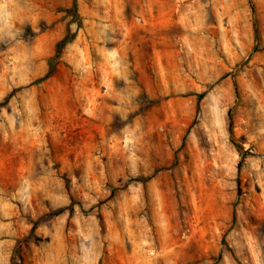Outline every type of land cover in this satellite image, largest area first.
Masks as SVG:
<instances>
[{
	"label": "rangeland",
	"instance_id": "374dc122",
	"mask_svg": "<svg viewBox=\"0 0 264 264\" xmlns=\"http://www.w3.org/2000/svg\"><path fill=\"white\" fill-rule=\"evenodd\" d=\"M70 1L0 0V264H264V0H79L33 84Z\"/></svg>",
	"mask_w": 264,
	"mask_h": 264
},
{
	"label": "trees",
	"instance_id": "16d2710c",
	"mask_svg": "<svg viewBox=\"0 0 264 264\" xmlns=\"http://www.w3.org/2000/svg\"><path fill=\"white\" fill-rule=\"evenodd\" d=\"M63 10H64V17L67 18L65 22L64 33L56 41L54 45V51L47 60V70L45 74L42 77L33 81L32 82L33 84L40 83L52 77L57 72L60 63H62L63 61V54H64L65 48L75 40V38L78 35L79 29L84 26L85 17L81 12L79 0H71L69 5L63 7ZM74 25H75V29L73 27ZM14 92H15V89L14 91H12V93L8 95V97L4 101L0 102V106H4L5 104H7L9 97L12 94H14ZM202 96L203 94L198 95V99H197L198 102L200 98H202ZM150 101L152 103L154 102L153 100H150ZM62 178L64 180L65 187L68 191L71 203H75L76 199L72 193L71 178L67 175L66 172L62 174ZM11 264H14V261H12Z\"/></svg>",
	"mask_w": 264,
	"mask_h": 264
}]
</instances>
